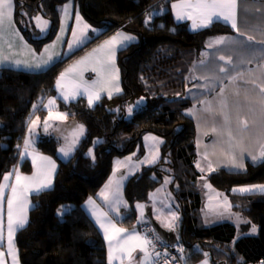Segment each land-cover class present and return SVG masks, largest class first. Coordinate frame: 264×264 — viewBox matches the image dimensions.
Wrapping results in <instances>:
<instances>
[{"label":"trees","instance_id":"16d2710c","mask_svg":"<svg viewBox=\"0 0 264 264\" xmlns=\"http://www.w3.org/2000/svg\"><path fill=\"white\" fill-rule=\"evenodd\" d=\"M68 1L15 0L16 22L37 52L56 38L62 7ZM75 1L101 32L92 34L86 44L45 71L0 70V185L5 174L17 166L24 172L32 171L31 162L22 161L29 122L35 113L46 112L44 103L56 94L62 71L120 29L135 34L138 41L118 51L122 93L110 99L103 96L91 107L85 97L70 103L59 101L58 109L86 128L85 137L68 160L58 156L61 139H39L38 149L53 155L58 169L53 186L33 195L28 223L16 234L21 264H108L104 238L83 203L104 186L116 157L136 151L138 158L144 156V136L149 133L164 138L162 156L127 181L128 207L123 209V223L133 226L138 220L137 205L149 202L150 193L171 178L170 191L180 212L179 238L189 262L208 256L213 264H264V193L232 192L235 186L264 183V161H248L244 170L233 171L221 164L224 155H214L216 169L206 174L208 182L226 191L233 209L247 219L246 229L257 226V233L238 236L239 228L231 221L207 224L200 187L204 173L197 166L199 127L188 113L208 100L211 90L219 92L224 81V73L217 75L218 63L212 71L207 67L208 60L219 61L223 56L207 54L208 41L222 36L234 38L238 32L223 21L192 31L188 23L176 21L171 6L175 0ZM157 4H163L165 11L156 14L151 24L145 23L146 14ZM37 14L50 21L49 32L43 37L38 36L34 24ZM254 33L249 35L256 41L264 40V31ZM247 47L255 53L252 67L264 60V44L249 42L240 49ZM214 49L221 50V46L211 51ZM240 63L237 58L233 72L240 70ZM245 78L240 81L245 82ZM113 101L119 104L117 111L109 109ZM89 149H93L94 159ZM64 203L72 206L60 216L58 209Z\"/></svg>","mask_w":264,"mask_h":264},{"label":"snow or ice","instance_id":"6c2138e0","mask_svg":"<svg viewBox=\"0 0 264 264\" xmlns=\"http://www.w3.org/2000/svg\"><path fill=\"white\" fill-rule=\"evenodd\" d=\"M177 10V19H190L193 21L192 27L193 29L206 28L211 24L217 21H223L226 24H230L231 28L236 30L239 35L244 36L243 32H240L237 23V15H238V7L239 0H181V3L174 4L172 6ZM71 8L70 4H66L63 8V12L65 14V18L69 15V9ZM37 22V26L41 28L43 31L44 28L47 27L48 21L42 20L41 17L37 16L34 18ZM77 30H73V38L74 42L81 43L83 38L86 36L87 31L90 29V25L83 23L82 18L79 13L75 16ZM147 23V21H145ZM10 30L11 35L16 38L22 40L23 38L19 36L18 30L14 28L13 21V0H0V39L3 38L5 33V29ZM92 31H96V29H91ZM61 31H64V26L62 25ZM79 31V35H78ZM58 40L60 37L57 38ZM134 37L125 36L122 33H116L109 40H106L103 45L100 46V49L94 51H101L103 49L108 50V60L101 61L99 68H93L92 71L97 73V76L100 77L103 73H108L111 76V80L118 81V75L115 73L118 70L115 69L114 65V57L116 46L123 45L126 41L133 40ZM246 40L248 42H256L260 44H264V40L255 41V37L248 35L246 36ZM226 43L240 44L242 41H236L230 37H219L214 42L209 44V47L214 45H224ZM11 43H9V47H11ZM72 45H69L71 48ZM47 51V49H45ZM51 59V58H49ZM87 59V58H85ZM219 59L221 61H225V64H231L232 59L228 57L227 59L224 56H220ZM85 61L81 60L78 62L79 64H83ZM21 61H16V64L19 65ZM44 64H47L48 61H43ZM203 63V61L201 62ZM31 67L32 65H28ZM41 66L40 63H37L35 67L39 68ZM76 68H70L66 70V72L61 73L60 77L56 81L57 89H63L64 87V79L68 72H74ZM219 72L227 73L229 69L227 67L221 66L218 68ZM243 74L237 73L234 76H230L229 79L231 82L235 83L238 80H242ZM205 79H209L205 77ZM111 80L106 81V83H111ZM253 85V91L258 92L257 99H250L249 92L247 89L243 90L245 105L248 107V112L251 114L254 112L252 107L253 104H258L260 107V120L257 125L256 121L253 120L250 124L249 119L241 115L243 111V105L240 104L239 100L235 101L233 104H229L227 98L225 97V89L222 87L218 93L220 97L219 105L217 108L213 109L211 106L205 109L206 112L211 115V132L219 137H226V143L229 146V154L231 156V164L234 168L243 169V157L247 153L252 159L253 162L258 160L264 161V70H262L260 82L257 83L256 80H248L245 81ZM101 84V80H95L91 84L87 81H83L81 76V82L75 84L71 92H61V95L65 101L71 98H75L76 96L86 95L88 100V105L91 107L94 102L99 101L101 99L100 92L104 90L101 87L97 90V85ZM115 88L116 92H119L120 89L118 84L112 85ZM82 89V91H81ZM112 93L108 92L109 99L111 98ZM234 95L239 97L241 95V89L237 87L234 91ZM139 103V102H137ZM208 103V102H204ZM55 105V100L50 99L45 105L49 110V119L53 120H63L66 118V114L57 113L53 115L52 106ZM36 107L35 105L33 106ZM133 108H128L129 115L132 114ZM233 112H235V123L236 129L233 131ZM191 114V113H190ZM33 124L36 121L32 122ZM47 120L44 122L45 130L48 127ZM255 129V131H254ZM31 132V128L29 129ZM84 131L83 125L78 126V132L82 134ZM253 136L256 137L257 142L260 145V151L258 154L252 153L248 151V149L244 146L245 139L251 140ZM151 139H156L152 137ZM75 140L73 144L68 146L67 148H61L60 152L65 156H69L73 150L75 145ZM99 141H97L98 143ZM162 142V141H161ZM30 140L24 141V150L27 153L28 147L30 145ZM234 149H238V152L232 151ZM33 165L36 168V172L33 173L32 176H22L18 170L13 171V173H9L3 177L5 181L4 184L0 185V219H2L3 212V203L5 200L4 189L10 188L11 195L7 197V216H8V255L12 257L13 264H17V254L14 248L13 242V234L19 229L23 228L27 223V194L29 192L39 194L43 191H46L52 186V176L55 172V163L51 161L48 157L40 156L39 154H32ZM89 155L94 159V155L92 154V150L89 149ZM206 158V157H205ZM37 161H40L38 164ZM148 163H154L155 159L147 161ZM122 162L117 161V166H119ZM199 167V165H197ZM203 171V169H202ZM15 176V184L10 185L8 181L11 176ZM115 176V173H114ZM125 177L121 176V180ZM168 181H166L167 183ZM113 180L109 181V184L105 186L107 189ZM117 188L116 191L112 194L111 199L109 195L105 192H101L100 195L103 197L106 203H108L112 210L115 212H119V205L123 203L119 196V187L120 182L116 181ZM260 191L264 192V185H255L249 188H240L235 189L234 191L240 192H252V191ZM14 202L18 205V210L15 213L14 218ZM88 206L90 207L91 215L95 218L96 224L100 229L103 230L104 238L108 241V264H113V261L119 260L120 264H124L125 258H127L130 262L134 259L132 253L135 251H140L143 253V259L140 261V264H158V258L161 256V253L155 250V243L153 240L147 238V236H141L136 231L128 232L127 229L118 228L115 223H113L112 218H110L109 214L103 211H99L95 206V202L92 198H89L87 201ZM125 207L127 205L125 204ZM137 208L141 210V216L143 215V205H137ZM66 213V208L62 207L59 210V214L63 216ZM173 219H175V213L171 214ZM169 228H172L173 225L169 223L166 225ZM253 231H255V227L253 226ZM160 238L157 236L156 240ZM3 240L2 229H0V241ZM149 247L152 248V251L149 252ZM180 252H183V248L178 249ZM166 256L167 253H164ZM154 257L157 258V261H154ZM0 264H5L4 253L0 252ZM164 264H169L168 261H165ZM203 264H207V261H204Z\"/></svg>","mask_w":264,"mask_h":264},{"label":"crops","instance_id":"0c3cea01","mask_svg":"<svg viewBox=\"0 0 264 264\" xmlns=\"http://www.w3.org/2000/svg\"><path fill=\"white\" fill-rule=\"evenodd\" d=\"M179 3H181V0H175L172 2L171 6H173L174 4H179ZM66 4L71 5V8L69 9V15L67 18H65V14L63 12V8ZM172 10L174 12V16H175L176 21H178L180 23L181 22L188 23L189 27L192 31H198V30L203 29V28L193 29V27H192L193 21L192 20L187 19V18L177 19V10L174 9L173 7H172ZM14 12H15V0H13L14 28L16 30H18L19 36L22 37L23 39L20 40V39L16 38L15 36L11 35L10 30H8L7 28L5 29V33L3 35V38L0 39V70H2L5 67H10L13 69L24 70V71H29V72L45 71V70L49 69L54 63L59 61L61 58H64L65 56H69L72 52H74V50H76L77 48L86 44L87 42H84V44H83V41L81 43L74 42V38H73L72 33H73V30H77V24H76V20H75V16L77 13H79L80 17L82 18L83 23L90 25L89 32L86 33V36L83 38V40L88 39V36L89 35L91 36L94 33V31L91 30V29H94V26L81 13L79 5L77 4V2L75 0H70V1L66 2L62 7L61 25H60V29H59V32H58L56 38L53 41L47 43L40 52H37L35 50L34 46L30 42H28V40L23 35L21 29L19 28V26L16 22ZM62 25L64 26L63 32L61 31ZM49 28H50V22H49V24H47V27L44 28V32L46 33L47 31H49ZM118 32L122 33L125 36L134 37L133 40L126 41L123 45L118 44L116 46L114 65H115V69L118 70V72L115 73L116 75H118V81L111 80V76L108 73H103L100 77H98L97 73L92 71V69L93 68H99L101 61H107L108 60V50L107 49H103L101 51H94V50L100 49V46L103 45L106 40H109L112 36H114ZM116 33L105 38V39H103L96 47L91 48L90 50L86 51L82 56H80L79 58L72 61L62 71V73L66 72V70L73 68V67L76 68V71L67 73V75L65 76L64 82H63L64 83L63 89H57V87H56V94L54 96L47 98V100L45 101L44 106H43V109L46 112H44L43 114H39V113L36 114L35 113L32 116V118L29 122L28 132H27L26 137H25V140L28 139V137L30 138L29 140H31V143L28 147V152L27 153L25 152L24 144L22 147V161L23 160H29L32 164V171L29 173H27V172L24 173L21 170L20 166H17L16 168H14L15 170H18L22 176H32L33 173L36 172V168L34 167L33 162H32L33 157L29 153L39 154L40 156L48 157L51 161H53L55 163V172L53 173V176H52V186H53L54 181H55V176L57 173V169H58V161L53 155L45 153V152L41 151L40 149H38L37 143H38L39 139L42 137H46V136L57 137V138L61 139L60 147L67 148L68 146H70L69 145L70 144V138H71V136H73V141L76 139L75 140L76 142H75V145L73 148V150H74L75 147L78 145V143L85 136V131H86L85 128L83 127L84 131L82 134H80L78 132V126L81 125V123L76 122V121H70L67 113H64V114H66V118L63 120L49 119V110H48V108L45 107V105H47V103L50 99L55 100V105L52 106L53 115H55L57 113H63L62 110L58 109L59 101H64V102L70 103L72 101L77 100L80 97H85L87 99L86 95H80V96H76L74 99L70 97L69 100L65 101L61 95L62 91L66 92V93L71 92L74 85L81 82V76H82L83 81H87L89 84H91L95 80H98V79L101 80V84H98L96 86L97 90H99L101 87L104 88V90L100 92L101 98L103 96H108V92L112 93L111 97H114V96L122 93L123 87H122V82H121V71H120V68L118 65V51L121 48H123V47H125V46H127L133 42H137L138 38L135 34L128 32L126 30H123V29L118 30ZM78 35H79V31H78ZM58 37H60L59 40L57 39ZM9 43H11V45H12L11 47H9ZM70 44L72 45L71 48H69ZM45 49H47V51H45ZM49 58H51V59H49ZM85 58H87V59H85ZM45 60L48 61L47 64L43 63V61H45ZM81 60H84L85 62L83 64H79L78 62H80ZM16 61H21V63L19 65H17ZM37 63L41 64V66L39 68L35 67V65ZM28 65H32V66L29 67ZM217 72H218L217 75H219L218 70H217ZM109 80H111V83H106V81H109ZM113 84H118V87L120 89L119 92L115 91V88L112 86ZM81 91H82V89H81ZM97 102H99V101L94 102V104ZM113 104H112V106H113ZM202 104H204V103H199L193 107V117H197V112H194V109L202 107ZM195 113H196V115H195ZM201 113L204 114L203 112H201ZM191 116H192V114H191ZM259 117H260V114H259ZM46 120H47L48 125H49L47 127V130H45V127H44V122ZM33 121H36V123L33 124L32 123ZM232 127H233V130L236 129L235 118H233ZM30 128H31V132L29 131ZM152 137H155L156 139L155 140L151 139ZM164 141L165 140L163 137L158 136L156 134H152V133L146 134L144 136V148H145L144 156L142 158H138L137 157V151H136V152L129 154V155H126V156L116 157V159L114 161L112 174L110 175V177L108 178V180L106 181L104 186L100 189V191L95 196L89 197V198H92V200L95 202V206L97 207V209L99 211H103V212H106L109 214L110 218H112L113 223H115L118 228L127 229L129 233H131L134 230L137 233H139L142 237L144 236V234L140 230L139 226L142 222H145L148 220V217H147V204L148 203H150L152 205V211H153L154 217L166 228H169L166 225L171 223L173 225V227L169 228V229L176 230L178 236L180 237V233H179V229H178L179 228V220H180V212L178 209V203H177L175 197L173 196L172 192L170 191V184L169 183L171 182V178L166 180V181H168L167 183L165 181V183L158 186L155 190H153L150 193L149 202H142V203L138 204V205H143V215L141 216V210L139 208H137L138 220L133 226H128V225H125L123 223V219H124L123 209L126 208L125 204L128 207V201H127L126 196H125V185H126L127 181L129 180V178H131L132 176L137 174L144 166H152V165L156 164L161 159L162 145L164 144ZM60 147L58 149L59 158L62 160H67L68 158H64L59 153ZM73 150H72V152H73ZM259 151H260V147L254 153L258 154ZM224 153H225V151H224ZM224 153L223 154L217 153L216 156L221 157L224 155ZM153 159H155L154 163H148L147 162V161L153 160ZM117 161H120L122 163L119 166H117ZM224 161L225 162L230 161L228 155H225ZM224 161L223 160L221 161L222 165H224ZM260 161L261 160H258V162H260ZM37 163L39 164L40 161H37ZM212 163H213L212 164L213 166H210V168H208V169H210V171L213 170V168L216 169L215 161L213 160ZM14 169L11 170L10 173H13ZM114 173H115V176H114ZM8 174H6V175H8ZM121 176H123L125 178L121 180ZM110 180H113V183L106 189L105 186L109 184ZM116 181L120 182L119 196H120L121 201L123 202L119 205V212L118 213L113 211L111 206L108 203H106L105 200L103 199V197L100 195L101 192H105L107 195H109V198L111 199L112 194L116 191V188H117ZM4 183H5V181L3 180L2 184H4ZM8 183L10 185L15 184V176L14 175L11 176ZM201 183H203V180L201 181ZM255 185H264V183L244 184V185L235 186L234 188H232V192L237 193V194L264 193V192H260L258 190L252 191V192L234 191L235 189L249 188V187H252ZM7 190H9L8 196L11 195L10 188L4 189L5 200L3 203L2 219H0V229H2L3 240L0 241V252L4 253L5 264H13L12 257L7 254L8 253ZM34 194L35 193H32V192H29L27 194V205H28L27 211H26L27 223L29 220L30 210L33 206L32 197ZM89 198L86 199L85 202L83 203V208L86 211V213L89 215V217L92 219V221L95 223V225L98 227V229L100 230V232L104 238L103 230L99 228V226L95 222V218L91 215L90 207L87 204V201L89 200ZM225 202L227 203V207L230 210H233V212H234L235 210L233 209V206L230 202V198H229L228 194L225 197ZM69 207H71V206H69ZM17 210H18V205H17V203L14 202V218H15V213ZM214 211L216 214L219 212V210H214ZM172 213H175V217H176L175 219H173V217L171 215ZM203 215H204V212H203ZM204 219H205V217H204ZM223 221H231L238 226V224L234 220L214 221V222H210L209 225L214 224V223H218V222H223ZM247 223H248V221L245 224H247ZM20 229L21 228L17 229L13 234L14 248H15L16 254H17V264H21V261H20L18 249L16 247L15 238H16L17 232ZM104 241H105V245H106V249H107V262H108V241H106L105 238H104ZM151 251H152V248L149 247V252H151ZM132 255H133L134 259L130 262L127 258H125L124 264H140V261L143 259V253L137 250V251L133 252ZM154 261H155V257H154ZM204 261H207V264H213L210 257H208V256H205V257H203L197 261H193V262H189L187 260V258L185 257V255L182 258L183 264H203ZM113 264H120V261L115 260V261H113Z\"/></svg>","mask_w":264,"mask_h":264},{"label":"rangeland","instance_id":"374dc122","mask_svg":"<svg viewBox=\"0 0 264 264\" xmlns=\"http://www.w3.org/2000/svg\"><path fill=\"white\" fill-rule=\"evenodd\" d=\"M164 11H165V7L163 4L155 5L148 12V14H146L147 24H151V22H152V20L156 14L163 13ZM37 16L41 17L42 20L48 21V24L50 21L48 18L44 17L41 14H37L33 17L34 24L38 28V31H39L38 36L43 37L49 31H47L45 33L44 30L42 31L41 28L37 26V22L34 19ZM237 23H238V28H239L240 32H243L245 35L241 36L237 33V35L234 36L233 39H235L236 41H242L243 43H241V44L226 43L224 45H214L212 47H209V44L211 42H214L219 37L211 38L207 43V46H208V50L206 51L207 54H209V55L222 54L226 59L228 57H231L232 63L231 64H225V61H221L220 59H219V61L216 59H210L207 61L208 62L207 67L210 71H212L214 69L215 64L218 63L220 66H224V67H227L229 69V71L227 72V74H229L228 76H225V73H224V76H223L224 81L221 83L220 88L223 87L225 89L224 95L227 98L230 105L233 104L235 101L239 100L240 104L244 106L241 115L244 117H247L249 119L250 124L252 123L253 120H255L257 125H258L259 120H260V117H259L260 107L258 104H253L252 107L254 109V112L250 114L248 112V107L245 105L243 90L244 89L248 90L250 99H257L258 98V92L253 91V85L246 83V82H243V81H240V80L233 83L230 81L229 77H230V74H232L231 76H234L237 73H242L243 77L244 78L246 77L245 81L254 79V80H256L257 83L260 82L262 70H264V60L258 61L255 64V66L252 67L250 65V63H253V57H254L255 53L249 47H247L245 49L244 48L240 49V47L244 44L248 45L249 42L246 40V36H248L249 34L255 35L254 32L264 31V0H239ZM94 29H96V31H94L93 34H98L99 32H101L100 28H98V27L97 28L94 27ZM87 32H89V30ZM222 37H226V36H222ZM91 38H92V35L91 36L89 35L88 39H86V40L89 41ZM86 40H83V44H84V42H87ZM255 41H256V39H255ZM216 46H221V50L214 49L213 51H211V49H213ZM237 58L241 62L240 67H239L240 70L237 72H233L234 64H235ZM237 87H239L241 89V95L239 97H236L234 95V91ZM218 93L219 92L217 89L211 90V95L209 96V99L205 101L208 103L207 104L204 103V104H202V107L194 109V112H197V117H194V118L196 119L197 125L199 127V137H200L199 150H198L199 154L197 157V164L199 165V169L201 171L203 169L202 172L204 173V176L202 178L203 183H200V187L202 188V191L204 193L203 212H204L205 221L209 224L210 222H214V221L234 220L238 224V228H239V232H238L239 235L238 236L244 235L246 233H248V234L257 233V230H258L257 226H254L255 231H253V226L246 229V226H248V225H245V223L247 222V219L242 214H240L236 211L233 212V210H230L227 207V203L225 202V197L227 196L226 191L216 189L215 187H213L208 182V180L206 178V174H209L215 170L213 168V170L210 171V169H208V168H210V166H213L212 162H213V160L215 161V159L217 158V157L215 158L214 155H216L217 153L223 154L225 151L224 156L228 155L230 161L229 162L224 161L223 166L226 168H229L230 170H233V171L244 170V168L248 164V161L253 162L251 157L249 155H247V153H246L243 157L244 168L243 169L234 168L231 164V156L229 154L228 144L226 143V137H219V136H217L211 132V115H210V113L206 112L205 109L208 108L209 106H211L213 109L218 107L219 101H220V97H219ZM112 104H113V106H112ZM118 107H119V104L116 101H114L110 104L109 109L117 111ZM131 107L134 108V105H132ZM200 111L203 112L204 114H202ZM63 113H67V112L63 111ZM188 113L189 114L191 113L193 116V110L192 109L188 110ZM195 115H196V113H195ZM233 118H235V112H233ZM81 125H83V124H81ZM83 127L85 128L84 125H83ZM233 131L235 132V130H233ZM254 131H255V129H254ZM29 139L30 138L28 137L27 140H29ZM80 142L75 147L73 152L70 153L71 155L65 157L60 152V150H59V153L64 158L69 159L77 150ZM72 144H73V136H71V138H70V144L69 145H72ZM244 146L248 149V151H250L252 153L256 152V150L259 149V147H260L255 136H253V138L251 140H248L246 138ZM61 148L62 147H60V149ZM232 151L238 152V149H234ZM8 173H10V172H8ZM8 173H6V174H8ZM2 182H3V180H2ZM2 182H1V184H2ZM8 192H9V190H7V197H8ZM69 206H72V204H70V203L62 204L58 209V214H59V210L62 207H65L66 211H67L68 209H70V208H68ZM214 210H219V212L216 214Z\"/></svg>","mask_w":264,"mask_h":264},{"label":"built area","instance_id":"2783aa9c","mask_svg":"<svg viewBox=\"0 0 264 264\" xmlns=\"http://www.w3.org/2000/svg\"><path fill=\"white\" fill-rule=\"evenodd\" d=\"M140 230L147 236L148 239L153 240L155 243V250L161 253V256L158 258V264H164L165 261H168L169 264H183L182 258L184 256V247L181 242H178L173 245H169L164 242L158 235L154 225L149 221L142 222L140 224ZM159 237V240H156V237ZM183 248V252H180L178 249ZM164 253H167L165 256ZM157 261V258H155Z\"/></svg>","mask_w":264,"mask_h":264},{"label":"water","instance_id":"95a60500","mask_svg":"<svg viewBox=\"0 0 264 264\" xmlns=\"http://www.w3.org/2000/svg\"><path fill=\"white\" fill-rule=\"evenodd\" d=\"M147 217L148 220L154 225L160 238L169 245L180 242V238L174 229L164 227L153 215L152 205L147 204Z\"/></svg>","mask_w":264,"mask_h":264}]
</instances>
